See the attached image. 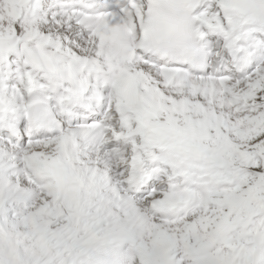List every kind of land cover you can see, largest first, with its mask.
Instances as JSON below:
<instances>
[{
	"label": "snow or ice",
	"instance_id": "obj_1",
	"mask_svg": "<svg viewBox=\"0 0 264 264\" xmlns=\"http://www.w3.org/2000/svg\"><path fill=\"white\" fill-rule=\"evenodd\" d=\"M0 264H264V0H0Z\"/></svg>",
	"mask_w": 264,
	"mask_h": 264
}]
</instances>
